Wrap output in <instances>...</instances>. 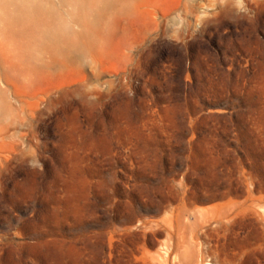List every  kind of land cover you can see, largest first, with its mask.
<instances>
[{
  "label": "rangeland",
  "instance_id": "rangeland-1",
  "mask_svg": "<svg viewBox=\"0 0 264 264\" xmlns=\"http://www.w3.org/2000/svg\"><path fill=\"white\" fill-rule=\"evenodd\" d=\"M178 248L264 264V0H0V264Z\"/></svg>",
  "mask_w": 264,
  "mask_h": 264
},
{
  "label": "bare ground",
  "instance_id": "bare-ground-1",
  "mask_svg": "<svg viewBox=\"0 0 264 264\" xmlns=\"http://www.w3.org/2000/svg\"><path fill=\"white\" fill-rule=\"evenodd\" d=\"M255 214H259V216L262 217V215H260L259 212H255ZM195 237H197V239L199 240L201 235L196 234ZM196 250H197L196 260H193L192 264H207L206 259L211 257L210 249L196 248ZM168 254L170 257H173V264H180L181 252L179 248L177 252H175L174 250H171V252H169ZM160 264H168V259H166V257H162V262Z\"/></svg>",
  "mask_w": 264,
  "mask_h": 264
}]
</instances>
